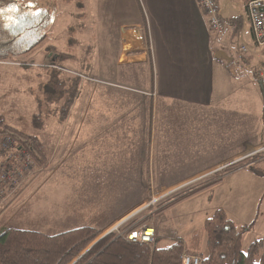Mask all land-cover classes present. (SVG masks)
<instances>
[{
    "label": "crops",
    "instance_id": "crops-1",
    "mask_svg": "<svg viewBox=\"0 0 264 264\" xmlns=\"http://www.w3.org/2000/svg\"><path fill=\"white\" fill-rule=\"evenodd\" d=\"M110 4L113 11L130 12L135 17L120 24L117 53L77 52L64 38L61 49L48 45L41 60L43 64L48 52L52 61L56 53L68 54L63 57L64 64L87 60L86 69L78 71L89 78L79 86L68 115L59 117L62 102H58L57 114L47 119L38 136L44 154L55 148L54 158L48 162L45 155L41 169L54 167L59 189L67 183L72 185L71 197L56 199L57 205H72L66 209H71L72 222L78 223L64 232L82 227L102 231L113 221L131 218L128 215L146 206L149 187L159 189L153 195L169 189L163 197L184 185L194 184L191 190L204 188L210 183L204 181L209 172L216 169L219 173L237 163L244 151L264 140V122L260 119L251 123V138L241 140L240 105L232 98L241 77L250 85L253 74L249 78V70L263 62L247 15L249 36L243 37V43L234 50L227 35L230 31L240 33L239 23L228 24L222 16L226 30L221 34L212 31L196 0H104V5ZM68 24L63 19L53 28L61 36ZM49 36L48 31L47 44ZM259 103L263 119L264 104ZM248 174L254 179L264 178L250 171ZM211 186L166 210L158 218V226L153 217L144 225H152L158 241L164 236L189 237L207 217L185 233L188 219L184 213L173 215L169 221L166 216L177 206L196 205L201 200L198 196ZM259 200L255 204L257 215ZM108 210L111 213L96 220ZM80 211L88 216L77 219ZM193 221L192 217L189 224Z\"/></svg>",
    "mask_w": 264,
    "mask_h": 264
},
{
    "label": "rangeland",
    "instance_id": "rangeland-1",
    "mask_svg": "<svg viewBox=\"0 0 264 264\" xmlns=\"http://www.w3.org/2000/svg\"><path fill=\"white\" fill-rule=\"evenodd\" d=\"M14 1H16L17 4L23 6L29 12L38 9L41 5L46 6L52 1H56L57 3L56 14L49 27V34H51V36H49L48 44L46 39L32 54L30 53L22 55L10 61H0V114L4 118L6 124L26 134L40 136L39 131L35 130L30 123L32 115L38 112L35 97L40 95V92L51 73L58 70V66L47 68L41 64V60L46 52V48H50L47 46L55 45L58 47L57 49H61L63 47V41L61 40L66 38L67 44L73 46L77 52L87 51L89 55H93L95 52L103 53L105 51L117 53L119 49V26L123 21H125V19L131 20L135 17L130 12L113 11L114 6L112 4H110L111 6L104 5V0H82V3L80 1L63 3L60 0ZM220 8L222 10V16L226 19L235 17L242 18L240 33L234 34L233 31H230L229 35H227V39L230 42L229 44H231V47L234 50H237L238 47L243 43V37H247V35L249 36V24L246 18L245 0H220ZM63 19L69 21V26L67 27L64 35L62 34L60 36V31L54 29L53 25L58 26L59 22L63 21ZM58 40L60 41L57 42ZM55 51L58 52L59 50ZM63 56H65L66 59L68 54ZM238 56L240 55L238 54ZM86 62L87 60H76L73 65L71 63H69V65L67 63L64 64V61H57L56 64L61 66L58 67L60 68V72L58 73L59 77L63 79L66 77L77 78L79 79L81 85L84 80L89 78V76L85 73H80L81 69H86ZM78 69L80 70L78 71ZM251 71H254V69L252 68L249 70V72ZM248 74L250 78V74L252 73ZM252 76L253 75H251L250 85L248 84V80L244 81L243 77H241L238 88L236 89L235 87L232 93L234 102L236 101L240 105L237 106V110L239 109L241 140H245L249 137L251 138L250 130L252 122H257L259 119L262 124L264 122V118L261 119L262 107L260 105L262 104L259 103V100L263 101V99L260 94L257 82L252 81ZM90 78L91 80H94L93 77ZM236 82L237 81H234V84H236ZM55 105L56 104H54L52 107L55 108ZM247 134L250 135L246 137ZM249 142L250 141L246 143ZM263 143L264 140L257 143L247 151H244L240 158L244 157V155H246V153L249 151L255 150ZM54 153V147L51 153L45 152L48 162L54 158ZM218 166L215 168L218 169ZM215 171L216 169L212 172H209L210 175H208L204 181L212 182L214 179H216L221 172L216 173L217 171ZM234 171L235 172H231L233 173L231 175L227 174L223 176L222 181L217 182L216 185L214 184L209 189H206L203 194L198 196L201 200H199L196 205H193L194 202H192V204H185L172 208L170 213L166 216L168 219L167 221H169L173 215L184 213L185 219H188V223H186L188 226H190L189 228L187 226V229L185 230V233H187V231H190V229L197 228V224L200 226V218L203 219L204 216L209 217L213 214L212 212L214 210L223 208L228 217L231 218L237 226H250L252 221H255L253 226L249 228L244 234L242 242L244 249L247 248L254 239L264 237V178L259 180L251 178V176L248 174V169H237ZM30 179L31 180L28 182L21 194H19L2 213V216L0 217V233L4 228L12 227L22 230L37 231L46 235L49 234L50 236L60 234L65 230L72 228L71 226H73V224H78L72 222L71 209H66L71 208L72 205L69 204L64 206L61 204H56V199H59L58 196H72V185L70 183L65 184L63 190L56 187L57 181L54 167H50L48 170L38 169V171ZM151 185L154 186L153 183H151ZM194 186V184L188 186L184 185V187L175 189L172 193H169L164 197L162 193L167 192L169 189H161L162 192L159 193V196L158 194L153 195L156 193V191L160 192L158 188L156 189V187H149L148 190L149 192L151 191V193L147 198L148 201L146 200L147 206H145L142 211L136 212L135 214L131 213L128 215L129 213H127V215L131 218L125 220V217H123L117 221H113L112 224L110 223V225L104 228L102 231L99 230L100 234L96 240L91 243V245L101 239V237L104 236V232H106L114 224V222L116 223L122 221V225L120 227L122 231L133 228L136 229L135 227L137 225H139L148 217L152 216L155 211L168 204L170 202L167 201L168 199L177 197L180 194L191 190V188ZM154 197H158V199L153 203L151 199ZM259 198L261 199L259 200ZM257 200H259L260 204L258 215L255 211V204ZM89 206L90 205L88 204L83 205V207ZM92 206L95 207L96 205ZM107 213L109 214L111 211L108 210L106 213L103 211L102 214H99L96 217V220H101L105 215H108ZM188 215L190 216L187 217ZM87 216V212L80 211L77 219H84ZM141 217L144 218L140 219ZM161 217L154 216L153 218L151 217L152 219H150L158 226V218ZM192 217L194 218V221L191 225L189 222ZM145 224H147V222ZM185 236L186 237H183L185 238L183 240L188 238V235ZM176 239V237H169V239H166V236H164L159 239V246H162L168 241H173ZM151 246L149 247L152 249L154 244Z\"/></svg>",
    "mask_w": 264,
    "mask_h": 264
},
{
    "label": "trees",
    "instance_id": "trees-1",
    "mask_svg": "<svg viewBox=\"0 0 264 264\" xmlns=\"http://www.w3.org/2000/svg\"><path fill=\"white\" fill-rule=\"evenodd\" d=\"M60 1L82 3V0ZM56 5V1H52L29 12L14 0H0V9H16L4 11L0 15V61H10L32 54L48 38ZM241 20V17H235L227 19L226 22L231 25L239 23L240 28ZM145 40L149 44L146 34ZM56 54V60L52 61L53 55L48 52L43 65L47 68L61 67L56 62L62 61L64 56ZM58 67L47 78L40 95L35 97L38 112L32 115L30 123L37 131H40L50 116L57 114V109L52 106L58 102H62L58 110L59 117L66 118L79 89V79L71 77L65 80L59 77ZM252 74L256 79L257 69ZM0 135L13 137L18 147L30 153L36 166L45 167V154L38 136L26 134L6 124L1 114ZM263 161L250 164L251 158L240 160L224 168L206 187L216 184L223 176L239 168H246L257 176H264ZM204 188L180 194L135 228L141 227L151 217H161L166 210ZM16 197L0 209V216ZM251 226H237L223 209H217L186 240L177 238L159 246L156 239L152 249L143 243L129 241L125 235L114 238V234L91 245L100 231L88 227L50 236L37 231L5 228L0 233V264H181L184 246L191 253L199 255L202 264H264V237L254 239L245 249L242 246L244 234Z\"/></svg>",
    "mask_w": 264,
    "mask_h": 264
},
{
    "label": "built area",
    "instance_id": "built-area-1",
    "mask_svg": "<svg viewBox=\"0 0 264 264\" xmlns=\"http://www.w3.org/2000/svg\"><path fill=\"white\" fill-rule=\"evenodd\" d=\"M196 1L207 18L209 28L216 33H223L226 30L227 23L221 15L218 1ZM246 15L249 20L252 39L256 48L262 54L263 62L257 67V80H260L264 87V0H248ZM241 50L244 53L246 52L245 48H241ZM248 158H251L250 164L263 161L264 143L255 150L246 153L240 160ZM38 169H41V167L36 166L35 161L26 149L18 147V143L13 137L0 135V209L26 187L31 180L30 178ZM157 199L158 197H154L151 200L154 203ZM121 225L122 221L114 223L104 232L103 237L114 234V238H117L125 235L133 243H143L149 246L155 243L156 237L152 225H144L138 229L133 228L124 231L120 229ZM181 264H202V261L199 255L189 252L185 246L181 253Z\"/></svg>",
    "mask_w": 264,
    "mask_h": 264
},
{
    "label": "water",
    "instance_id": "water-1",
    "mask_svg": "<svg viewBox=\"0 0 264 264\" xmlns=\"http://www.w3.org/2000/svg\"><path fill=\"white\" fill-rule=\"evenodd\" d=\"M257 85H258V88L260 90V94L262 96L263 104H264V87H263L262 82L260 80H257Z\"/></svg>",
    "mask_w": 264,
    "mask_h": 264
},
{
    "label": "snow or ice",
    "instance_id": "snow-or-ice-1",
    "mask_svg": "<svg viewBox=\"0 0 264 264\" xmlns=\"http://www.w3.org/2000/svg\"><path fill=\"white\" fill-rule=\"evenodd\" d=\"M15 10H16L15 7H12V8L7 9V10H5V9H0V15H2L4 11H15Z\"/></svg>",
    "mask_w": 264,
    "mask_h": 264
}]
</instances>
